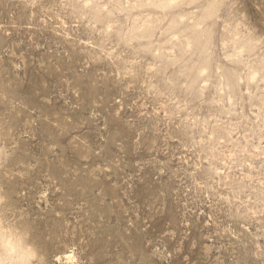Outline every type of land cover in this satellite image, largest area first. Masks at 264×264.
<instances>
[{"label":"rangeland","instance_id":"rangeland-1","mask_svg":"<svg viewBox=\"0 0 264 264\" xmlns=\"http://www.w3.org/2000/svg\"><path fill=\"white\" fill-rule=\"evenodd\" d=\"M264 264V0H0V264Z\"/></svg>","mask_w":264,"mask_h":264},{"label":"bare ground","instance_id":"bare-ground-1","mask_svg":"<svg viewBox=\"0 0 264 264\" xmlns=\"http://www.w3.org/2000/svg\"><path fill=\"white\" fill-rule=\"evenodd\" d=\"M64 259H65V261H64L65 264H73V260H74V259L72 258L71 255H69V254L66 255Z\"/></svg>","mask_w":264,"mask_h":264}]
</instances>
